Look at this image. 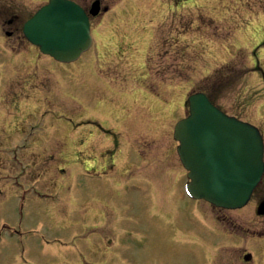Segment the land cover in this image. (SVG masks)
<instances>
[{
	"label": "rangeland",
	"instance_id": "374dc122",
	"mask_svg": "<svg viewBox=\"0 0 264 264\" xmlns=\"http://www.w3.org/2000/svg\"><path fill=\"white\" fill-rule=\"evenodd\" d=\"M3 1L9 4V0ZM109 1H114L115 5L113 10L106 14L111 25L104 22L98 31H92L95 43L91 50L75 63L59 65L50 61L58 69L50 70V73L42 63L38 64V68L30 71L40 77L36 89L32 87L34 85L22 81L23 75L20 71L12 75L11 72L7 73L8 68L4 67L8 58L6 55L11 51H21L25 46L21 47L18 42H13L14 48L9 49L7 42H3L7 39L4 36L5 31L1 30L2 21L10 18V15L0 16V264H84L87 261L102 264L108 260L117 264L124 261H119L118 256L128 245L130 249L125 250H130V255L135 251L137 254L129 259L121 255L128 264H212L214 254H218L217 248L225 249L224 252H219L223 254L235 249L242 252L239 248L244 247V252H257L261 257L258 264H263L264 240L258 243L249 239L257 237L249 231V224L255 215V199L246 208L221 209L216 212L209 204L201 206L200 202L184 196L181 185L168 190L166 195L170 204L180 206L177 210L179 212L174 215V224L181 222L187 233L172 235L167 245L158 235L154 241L157 248L153 256L148 252L151 247L146 245L147 242L142 244L131 238V241L123 246L126 239L108 234L111 231L107 220L103 222L104 219H101L105 212L102 211V206L99 207L104 192L96 194L98 190H95V196L90 202L68 201L69 198H85L90 187H111L113 172L99 176L101 170L87 173L85 168L90 159L99 165L105 161L100 151V135L105 132L96 124L87 125L93 121L88 117L108 124L107 118L95 114L94 109L100 107L102 102H113L131 90L140 91L141 85L154 87L156 83L161 87L166 85V80L173 83L168 86L172 87L175 103L173 109L169 110V115L165 116L164 111L157 113L154 109L156 102L145 100L146 98L142 100L144 95L138 94L142 108L140 105L136 108L141 112V119H146V109L152 107L154 112L147 118H154L155 115L160 122L163 118L162 123H165L166 119L168 123L176 122L188 113L187 95L206 89L226 111L257 123L264 132V47L253 56L254 70L250 71L252 68L248 67L252 62L249 53L254 52L252 47L261 35L264 36V30L259 31L262 30L259 26L256 29L259 32L251 35L249 28L245 27L244 37L240 36L231 42H223L221 39L222 36L228 40L234 35L235 29L243 27L245 23V19L241 20L244 11L237 13L240 5L236 0H192V4L200 2L201 7L186 4L179 8L174 4H166V0ZM15 2L23 6L18 25L22 28L23 23L41 5L42 0ZM202 7L205 10L201 9ZM210 14L215 18H210ZM102 20L103 18H96L94 26ZM249 37L251 40H248ZM111 42H118L120 45L112 54L115 59L110 60L108 65L110 52L106 47L111 45ZM136 44L138 51L134 49ZM241 49L246 56L239 51ZM132 55L141 56L139 59L146 60V69L150 75L136 83L133 78H121L122 73L110 80L116 83L123 81L124 84L108 88L104 78L115 76L114 71L118 69L131 72L127 67L129 63L125 64V56ZM25 58L26 54L22 55L20 60L16 59L14 67L19 68ZM162 67L175 72L164 76L155 74ZM139 74L131 72V75ZM167 76L172 78L167 79ZM125 84L127 88L122 89ZM48 88V98L45 101L42 95L46 94L43 91ZM67 91L74 93V96H68ZM12 95H15L14 101L10 104ZM157 98L165 105L160 97ZM41 107H44V110H41ZM118 107L122 112V105L118 104ZM23 110L25 112L21 113ZM22 114L34 121L37 127H26L22 123L25 119ZM61 121L70 124L82 122L83 125L80 128L53 126ZM144 124L141 127L142 132L132 137L136 135L142 147L153 146V138L158 146L163 145L157 149L158 169L165 165L166 154L163 151L164 147H167V154L172 160L168 165L175 175L182 177L183 171L176 156L168 149L171 146L173 149L175 144H172L170 139V124L167 130H160L153 127L151 122L148 123L152 132L153 128L158 130L159 136L145 128L146 120ZM22 133L23 136L18 137ZM91 133L94 134L95 144L99 146V150L93 153L90 151L89 142L84 141L85 135L89 136ZM65 135L68 139H65ZM69 135H75L76 139ZM40 136H43V139H40ZM158 140H162V143ZM141 167L148 168L149 165H145L143 161ZM182 181L183 178L180 182ZM263 189L264 184L260 190ZM132 193L140 194L137 190ZM198 204L202 211L198 209ZM147 213L151 214L153 211L147 210ZM215 214L237 218L236 233L249 238L238 234L229 235L226 232H230L229 223H222L223 229H208L201 217L209 221ZM158 231L160 232L159 229ZM109 245L112 246L111 252L99 255L106 246L109 248ZM120 245L123 247L118 249ZM225 264L249 263L237 259Z\"/></svg>",
	"mask_w": 264,
	"mask_h": 264
},
{
	"label": "water",
	"instance_id": "95a60500",
	"mask_svg": "<svg viewBox=\"0 0 264 264\" xmlns=\"http://www.w3.org/2000/svg\"><path fill=\"white\" fill-rule=\"evenodd\" d=\"M97 7L95 3L93 14ZM24 29L44 52L62 59L78 55L92 40L87 14L68 0H50ZM189 101L192 114L181 124L179 139L191 170V190L225 207L243 205L264 170L262 135L253 125L224 114L204 93Z\"/></svg>",
	"mask_w": 264,
	"mask_h": 264
},
{
	"label": "flooded vegetation",
	"instance_id": "af4514ba",
	"mask_svg": "<svg viewBox=\"0 0 264 264\" xmlns=\"http://www.w3.org/2000/svg\"><path fill=\"white\" fill-rule=\"evenodd\" d=\"M80 1L83 2L84 6L87 8L89 7V0ZM237 2L241 7L246 6L248 9L259 7L263 10L262 15L264 18V0H238ZM21 14H23V6H21L20 3H16L15 0H9L8 4L7 2L0 0V16H12L9 19L6 18L4 19L5 21H2V29H4L5 33L8 35V39L5 42H9L8 44H10V46H13V42L24 41L21 27L19 28L18 26L19 16ZM167 72L168 70L165 71V73ZM127 128L135 134L140 131L141 126L140 123L137 124L136 121L133 120L131 123H128ZM154 142L155 144L157 143L156 141ZM110 144L111 143L108 144L104 155H106L108 160V170H117V179L116 183L112 185V188L102 190L104 192L103 198L101 199L103 207L102 211L105 212V215H102L101 219H104L103 222L107 220L106 223H108L107 226L111 231L110 233L116 231L120 238H123V235L132 233L133 230L134 233L136 232L143 235L144 239L150 240L152 245L154 244L155 238L160 235L166 245L167 234L168 232L171 233L173 228V224L170 220L171 216L160 215L158 213L148 214L147 209L149 208L150 211L152 210V206L148 204L151 200L154 205L153 209H156V212L160 200L162 205L159 207L164 211H177L179 209L170 204L169 200L166 199L164 192L159 194L156 191V195L153 199L151 196V189H148V186L164 185L167 187L173 185L171 176L168 173V163L170 162L171 157L167 154V147H164L163 151L166 154L164 156V159H166L165 165L160 166L158 169L156 166L158 163L157 149L159 150V147H163L162 144L160 146L156 145L155 147H146L144 150H141V146L136 140V135L133 140L128 139L119 142L118 138H116V140L114 139L112 144ZM121 147L124 149H121ZM118 148L120 149L117 158L118 168H116L115 156ZM171 148L172 146L168 148L169 151H171ZM143 161L145 165H149L148 168L141 167ZM107 166L104 164L105 170ZM87 169L89 170L91 167ZM142 180L144 182H142ZM89 189L86 193V196L88 197L86 200L93 197V191L91 190L89 192ZM133 190L139 191L140 194H133ZM220 218L221 217H218V223L221 222ZM229 221L232 224L235 222L234 220ZM260 222L262 224L258 225L255 229L260 231L258 232L260 237H264V221L261 220ZM184 228L185 226L181 222H178L177 230L182 233L184 232ZM156 248L157 247L153 246L151 256L156 253ZM126 251L119 254L126 255ZM119 254H116V256ZM128 254L130 253L128 252ZM242 258L246 259L247 262L253 260L248 253H244Z\"/></svg>",
	"mask_w": 264,
	"mask_h": 264
},
{
	"label": "bare ground",
	"instance_id": "6f19581e",
	"mask_svg": "<svg viewBox=\"0 0 264 264\" xmlns=\"http://www.w3.org/2000/svg\"><path fill=\"white\" fill-rule=\"evenodd\" d=\"M174 105H175V103L173 102L172 105H171V107H173Z\"/></svg>",
	"mask_w": 264,
	"mask_h": 264
}]
</instances>
